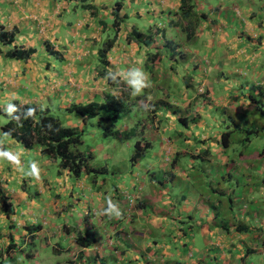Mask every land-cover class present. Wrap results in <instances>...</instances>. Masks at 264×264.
I'll return each mask as SVG.
<instances>
[{"label": "crops", "instance_id": "1", "mask_svg": "<svg viewBox=\"0 0 264 264\" xmlns=\"http://www.w3.org/2000/svg\"><path fill=\"white\" fill-rule=\"evenodd\" d=\"M193 2L200 21L194 36L186 39L183 29L186 30L187 22L178 13L180 0H0V21L7 30H16L14 43L36 50L26 61L6 57L3 53L0 54V99L6 103H11L15 99L21 105L31 104L41 109L50 110L49 105L53 104L52 100L55 98L59 101V108L66 107L71 103H82L79 98L84 94L94 98L96 87L89 86L94 83L95 85L100 83L110 88L112 85L98 74L101 65L98 50L104 40L113 36V32H115L112 21L115 15L114 11L118 9L119 14L125 15V19L116 34L123 32V35L116 37L115 44L107 55L108 70H127L128 67H132L136 63L140 66L142 64L145 68L148 64V67L154 69L157 67L156 62L160 64L159 68H161L163 62L172 69L160 72L159 69H156L159 78L162 75L174 78L179 66L175 57L182 54L179 56L184 59V64L180 68H184V70L180 78L184 82L183 89L185 91L179 97L186 102L184 101L182 105L175 103L179 105L176 119L181 115L192 122L188 123L187 127H183L190 131V135H185L182 132V135L178 136L182 137V144H178L174 138L165 137L163 134L159 135L157 131L163 125V116L168 118L170 115L167 113H171L170 111L160 113L158 121H154V125L152 123L143 125L140 136L143 141L149 142L144 151L145 153L148 150L144 157L147 168L145 173H141L142 186H145V191L143 192L142 189L139 192L136 204L132 207L129 204L130 198H128L122 217L116 219L105 215L97 218L99 216L97 214H95L96 217H89V213H93L94 207L102 209L106 207V201L102 204L100 199L108 192L106 189L100 193L90 190L93 206L88 212H84L85 216L79 214L77 220L82 229L78 230L71 229L66 224H60L61 219L58 217H61L65 209L74 210L73 205L61 198V194L65 190L61 180L58 182L59 188L56 187L54 192L55 201L49 199L44 201L45 197L50 196L46 195V191L50 189L48 184L41 179L35 180V182L29 178L26 180L25 176L16 172L7 161H0V179L3 187L4 180H7L17 188L14 192L17 195L14 204L12 205L11 198L7 199L9 203L8 215L3 212V207L0 204V236L3 243L8 245L10 237H12L14 244L12 247L15 248L16 236L14 234H25L23 239L29 238L30 245L35 250L29 258L31 260L34 258L36 264H135L139 257H145L142 264H159L161 254L167 257L174 255L167 251L170 248L176 249L173 245L170 247L166 245V237L153 235L154 230L155 232L159 229L163 231L164 228L157 219V215H160L156 214L158 209L151 208L148 202L151 200L159 202L163 198L157 194L158 190L154 185L156 178L153 176L148 179V175L152 176V173L161 171L163 176L161 182L172 178V175L174 177L179 175L182 181H186L189 177L184 175L186 174L183 169L184 162L182 163L180 157L182 154L190 153L192 159L196 157L210 158L214 159L216 165L223 163L226 166L233 165L228 168L226 166L216 168L223 170L221 178L224 181L233 178L232 173L237 174L236 168L240 163L229 157L227 152L229 147L225 148L220 143L221 133L224 131H217L216 134L206 132L215 131L212 126L219 125V120L225 121L222 118L224 115L227 116L228 121L233 123L231 127L226 125L230 130L239 124L237 118L231 116L232 112L239 114L240 111L236 108L237 103L234 100L248 96L247 98L251 99V107L247 106L246 110L253 111L258 107L259 101L257 100L264 99V0H193ZM133 27L143 33L153 34L151 42L144 44L140 40H127L126 36L131 33ZM229 30H232L234 35L231 36ZM45 42L62 54L61 59H57L47 52L44 47ZM7 49L8 46H5L3 52ZM116 51L118 53L113 56V52ZM178 52L179 54H177ZM154 54L157 57L151 62L149 58ZM165 55L166 57H163ZM122 67L126 69H121ZM89 72L92 73L89 74ZM146 72H150V70L146 68ZM99 79L102 81H98ZM175 80L179 81V79ZM193 84L194 87H192ZM190 88L193 94L189 91ZM194 88L195 91H193ZM167 89L165 95L170 93V96L177 99L176 95L178 94L173 92L174 90L171 92L169 88ZM199 89L204 92H200ZM108 92L105 91L102 96ZM217 98L222 101L213 103L211 99ZM198 99H202L200 102L203 109L200 111L196 109L197 104L199 105ZM4 105L0 104L2 111ZM171 117H175V115H171ZM193 119L194 121H192ZM3 124L0 125L2 134L4 133L1 130ZM171 127L173 126L168 128ZM149 129L154 132H152L154 135L150 133ZM194 131H203L201 137L205 136L206 139L200 138V141L196 139L200 143L194 144L192 138ZM155 140L160 141L161 146L158 151H152V144ZM250 142L249 140L248 143ZM184 144L187 146L193 144L195 149L188 151ZM4 147L13 152H20L22 154L21 162L25 165L24 156L30 149L23 147L11 137H8ZM34 150L37 156L42 155L39 147H34ZM148 154L157 156V160L150 162ZM35 161L38 160L35 159ZM246 167L250 169L251 165L246 164ZM212 169L215 167L205 170V174L208 176L207 180L212 178L208 174ZM142 171V167H140V172ZM214 176L220 182L219 173ZM77 179L76 183L75 180L73 181L75 185H79L83 189L88 187L87 183L82 182V177ZM146 179L148 180L145 185ZM128 184L131 186L132 182ZM67 185L71 184L67 183ZM116 185L126 192L127 189L120 182ZM26 186L37 187L39 191L35 194L40 201L32 199ZM148 186L150 189H146ZM184 186L187 188L185 184ZM45 187L47 188L45 189ZM208 188L214 192L218 191L209 183ZM4 192L7 194V189H4ZM189 198L184 194H181L180 197L175 196L172 199L176 203L169 207L177 209L180 214L188 213L191 209L188 205ZM212 202L219 206L225 205L221 198L204 199V201L193 200L191 203L196 205L199 217L205 218L207 221L200 229V231L207 232L203 234V237L208 238L207 242L212 241L220 246L225 244L224 238L229 237L231 245L236 246L233 243L246 236L244 231L247 227L236 226L235 223H232L228 226L227 232L219 230L217 225L209 227L215 217L211 206ZM40 205L43 206V210ZM15 209L24 212L25 216L20 220L19 226H16L19 222L15 219L12 220L14 215L11 212ZM162 212L164 213L163 210ZM87 224H91L93 228L87 229ZM35 225H39V228H36ZM241 226L246 229L238 231L237 228H242ZM90 231L93 233L90 234ZM87 233L90 235L86 236ZM252 233L253 231H251ZM94 235L97 236L93 237ZM79 236H82L85 242H89L90 246L77 244L76 239ZM51 238L53 243L50 247L52 248L51 253L55 256L51 260L53 263L50 261V257H48V261L39 258V251L49 243ZM94 238H100V240L92 245ZM160 238L163 239L162 242L166 249L163 248L164 245L161 244ZM59 239L61 241L58 243ZM176 253L180 255L179 251ZM21 256L23 257V253H20L19 257L21 258ZM261 260L264 261V259Z\"/></svg>", "mask_w": 264, "mask_h": 264}, {"label": "rangeland", "instance_id": "2", "mask_svg": "<svg viewBox=\"0 0 264 264\" xmlns=\"http://www.w3.org/2000/svg\"><path fill=\"white\" fill-rule=\"evenodd\" d=\"M229 34L232 36L234 35V32L232 30H229ZM122 35L123 32L117 34V36L119 37H121ZM117 53V51L113 52V56H115ZM163 57H166V55ZM175 58L178 60L179 66L177 67L175 73L176 75L174 76V78L166 77L165 75H162L161 78H159L156 69H159V72L168 71L169 68L171 71L172 69L166 63L162 62L161 68H159L160 64L154 61L156 62L155 65L157 67L152 69V71L150 72H146V68L143 67L142 64L141 66L138 63L133 64L132 67L142 68L145 73H148V77L150 80V87L145 88L143 94L140 96L133 97L130 94H127V91H125V89H117L114 86H111L109 88L106 85L103 86V84L100 83H96V85L95 83L93 85H89L96 87L94 98H90L88 94H84L79 98L80 102L82 103L88 102L89 100L99 101L101 99L100 96H102V93H104L105 91H109L108 93L117 96H127V102L123 101V106H126L127 110L129 109V111L124 115V112L120 113L113 119V121L110 122L113 124V126L111 127L113 128V132L110 135H104L105 126L98 123L99 116L83 119L75 113L66 114L62 108H59V101H57L56 98L52 100L54 102L52 105H49L50 113L58 117L64 125L75 127L78 131L82 132V143L73 149L84 154H87L89 152L92 153L93 158L89 161V166L98 171L95 172V174L93 172L89 173L88 175L84 174L81 176L83 181L81 179L80 180L87 183L88 185L86 189H83L79 185H75L73 183L74 180L76 183L78 179L71 176V174L67 170H61L62 173L60 172L58 158L54 159L45 155L37 156L34 148L30 149L28 153H26V155L24 156L25 168H27L28 161L35 159L38 160L36 162L42 170L41 180L50 186V189L46 191V195L50 196H48V198L45 197L44 201H47L48 199L50 201H55L54 192L56 187L59 188V180H61L62 186L65 188V190L61 194V198L63 200L65 199L68 203L73 205L74 210L69 208L65 209V212L61 215V217H58L59 219H61L60 224H66L71 229H82L77 218H79V214H83L85 216L84 212H88V210H90L93 206L92 197H90V194L92 193H90V190L98 193L104 192L105 189L108 190V192L103 195V197H101V203L104 204L106 198L111 197L113 202L119 205L122 213H124L127 205L126 201L128 198H130L129 204L131 205V207L136 204V198H138L137 195L139 194V192L142 189L143 192L145 191V186H142L143 180L141 173H145L147 168V163L144 162V157L146 156V153H148V150L144 154H142L141 158L138 159L134 164H131L130 158L134 153L136 141L141 138L140 134L143 130V125H149L151 123L154 125V121H158V116H160V113L164 111L171 112H165L170 116L168 118H166V116H163V125L161 128H159V130L157 129L159 135L163 134L165 137L174 138L177 140L178 144H182V137H178L179 135H182V132L185 135H190V131H188L187 128V130L183 129V125L180 124L179 121H177V112L173 111V107H169V104L178 107L179 105H176L175 103H180L182 105L185 101L184 99L179 97L185 91L183 89L184 82L180 78V76L182 75L181 73L184 70V68H180L184 64V59H181L179 55H177ZM129 68L131 67H128L127 69ZM121 69L126 68L122 67ZM90 73L92 72H89V74ZM150 76H154V79H151ZM175 79H179V81H176ZM98 81L102 80L99 79ZM192 87H194V84ZM167 88H169L171 92L174 90L173 92H176L178 94L176 95L177 99H174L172 96H170V93H168V95H165V91L168 90ZM195 88L193 91H195ZM201 89H203V87H201ZM201 89H199L200 92L202 91ZM189 91L191 92V94H193L191 88L189 89ZM202 92H204V90ZM247 97L245 96V98L241 97L238 100H234L237 103L236 108L240 111L239 114L232 112L231 116L237 118V120L241 125H243V127L248 129L252 127H259L261 131L257 134L252 135L247 134L246 131L241 132L238 129L232 132L231 137L229 138L230 147L228 148L227 152L229 157L236 159L240 163L236 168L237 174H235L234 172L232 173L233 178L225 181L221 178V173H223V170H217L216 168H219V166L225 167L226 165L224 163L221 165H216L214 159L210 158L202 159L201 157H196L192 159L190 153L182 154V156L180 155L182 163L184 162L183 169L186 173L184 175H188L189 177V179H187L186 181H182L179 175H177L176 177H170L167 180H163L161 182V180L163 179L161 171H157L156 173H152V171H150V173H152L153 175H148V179H151V177L153 176L156 178V180L154 181V185L158 190L157 194L158 196L163 198V200H160L159 202H156L154 200L148 202L151 205V208L158 209L156 210V214L160 215H157V219H159L158 222L160 223L162 228H164L163 231L159 229L155 232L154 230L153 235L157 234V236L166 237V245H168V247L173 245L174 249H176H167V251L172 253V255L174 253L173 256L167 257L166 255L161 254L158 261L159 264H264V261L261 260L264 259V252L262 253L264 249V99L259 98L257 100L259 101V108L248 112L246 110V107H251V99ZM201 100L198 99L199 105L197 104L198 107L196 108L199 111L203 109V106L200 102ZM211 100L215 104L222 101L218 98ZM154 101H162L163 103L162 105H160L161 103H159V105L161 106L160 109H158L156 113L152 114L153 116L150 115V117L152 116L150 118L149 114L152 112H150L149 108L151 107V103ZM130 102H133L132 106L128 105V103ZM164 102H167L168 106L163 105ZM0 104L6 105L8 103L0 99ZM145 104L148 105L147 110H145V108L143 107V105ZM162 106H164L165 109ZM100 115H102V112L100 113ZM171 115H175V117H171ZM222 118L223 120L225 119V121L222 120L223 122H221L219 120V125L212 126L215 131H208L206 133L216 134L217 131H229L230 128H227L226 125L228 124L231 127L233 123L227 120L226 115L222 116ZM6 120V116L4 114H0V125L5 123ZM174 123L175 125H173ZM188 123L192 122L188 120ZM170 126L173 127L168 128ZM149 131L151 134L154 133L151 129H149ZM202 133L203 131L193 132L192 138L194 144H197L201 140L200 138L206 139L205 136L201 137ZM0 135H2V133H0ZM246 135L250 136V143L244 141ZM196 139L199 141L197 142ZM185 145L186 144H184V147H186L188 151L190 149H195V146L193 144L189 146ZM152 146V151H158L159 147L161 146L160 141L155 140ZM147 157L150 162H155V160H157V156H154L153 154H148ZM186 164L190 168H188ZM246 164L248 166L251 165V168L248 169L246 167ZM231 166L233 165L229 164L228 166H226V168ZM140 167H142V172H140ZM209 167H215V169L209 170L208 174L212 178L207 180L208 176L205 174V170ZM217 173H219L220 175V182H218V179H216V177L214 176L215 174L217 175ZM25 178L26 180L29 178L30 180L35 182V180L31 177L25 176ZM148 179L145 180V185ZM24 182L26 181L24 180ZM119 182L127 189L126 192L122 190L123 188L116 185ZM131 182L132 184L130 186V184L128 183ZM67 183H70L71 185L68 186ZM208 183L211 185V187L218 189V191H211L208 188ZM184 184L187 186V188L184 186ZM26 187L27 191L30 192V196H32V199L35 198L37 201H40L39 197H37L35 194L39 191L37 190V187ZM46 188L47 187H45V189ZM3 189H7V194L5 195L7 196V199L11 198V203L13 205L14 201H16L17 199V195L14 194V192L17 190L16 186L12 185L10 182H7V180H4ZM146 189H150V187L148 186ZM181 194L190 197L188 205L191 207V209L188 213L185 214H180L177 209H171V207H169L176 203L172 198L175 196L180 197ZM216 198L223 199L225 205L222 204L213 209L215 217L209 227L217 225V228L219 230H224V232H227L229 229L228 226L232 223H235L236 226H246L247 229L244 231V234H246V236L244 238H240L239 241L235 240V243L233 244H235L236 246L231 245L229 237L224 238L226 242L223 246L215 244L212 241L207 242L208 238L203 237V234L207 232L200 231L201 227L206 224L207 221L205 220V218L199 217L196 205L191 203L193 202V200L204 201V199L213 200ZM42 208L43 206L41 207V209ZM97 208V206L94 207L92 209L93 213H89L90 218L96 217L95 214H97L99 210H102L101 207H99L98 209ZM151 208L149 209L151 210ZM162 210L164 211V213L162 212ZM23 213L24 212H20L17 209L11 212V214L14 215L12 217V220L15 219V221L19 222L16 226H19V224H21L20 220H22V218L24 219L25 216ZM214 213L212 212L213 216ZM6 215H8V212ZM86 217L88 216L86 215ZM100 217L101 215H99L97 218ZM86 226L87 229L93 228L91 224H87ZM251 227H253L252 230ZM251 231H253L254 234H251ZM91 233L93 232L90 231V234ZM90 234L87 233L86 236ZM98 235H100V233H98ZM14 236H16V247L11 251L10 258L12 257V259L5 258L6 253L4 249L7 245L1 241L0 236V263L36 264V260L34 258L32 260L30 258H25L27 254H32L33 252H35L33 246L30 245L31 241L29 240V238H25L24 240L23 238L25 234H14ZM96 236L97 235H94L93 237ZM75 238L76 235L74 236V239ZM94 239L95 240H92L94 241L92 245L98 243L100 240V238ZM60 241L61 239L58 240V243ZM162 241L163 239L160 238L161 244L164 245ZM52 245L53 243L51 238L49 240V243L46 246L44 245L39 251L40 259L48 261V257H50L51 261L55 257L54 254L51 253L52 248L50 247ZM38 248L40 249V247ZM163 248L166 249L165 245L163 246ZM251 250L253 252H251ZM178 251L180 252V255L176 253ZM18 253L19 255L20 253H23V257L21 256L20 258ZM143 259H145V257H139L136 262L138 264H142ZM133 262H135V260H133Z\"/></svg>", "mask_w": 264, "mask_h": 264}, {"label": "trees", "instance_id": "3", "mask_svg": "<svg viewBox=\"0 0 264 264\" xmlns=\"http://www.w3.org/2000/svg\"><path fill=\"white\" fill-rule=\"evenodd\" d=\"M178 13L180 17L187 22L186 30L183 29L186 39H190L194 36V32L198 26L200 18L197 17V13L195 10V4L193 0H180V6L178 9ZM114 17L112 21V25L115 26V32H113V36L108 37L104 40L101 48L98 50V56L101 60V65L98 71V74L101 77H104L108 84L116 87L117 89H125L127 94H130L131 89L125 84L123 81L118 83H113L111 80L107 79V72L109 62L107 60V55L116 41V31H118L120 24L125 19V15L119 14V10L115 9ZM16 30H7L4 24L0 21V54L3 53L6 57L13 59H21L28 60L31 58L32 54L36 51L34 48H24L21 45H16L15 42V34ZM153 38V34L151 33H143L140 30H137L133 27L131 33H128L126 36L127 40H140L141 43L149 44ZM8 46V49L3 52V48ZM47 52L55 58L62 57V54L56 51L48 42L44 44ZM174 53V52H173ZM175 54V53H174ZM179 54V52L177 53ZM182 55V54H179ZM156 54L154 56H150L149 60L152 62L156 58ZM146 68L150 71L152 68L146 65ZM151 79H154V76H150ZM127 96H117L110 93H105L100 101H89L85 103H71L62 109L66 114L75 113L78 116L84 118H94L99 116L98 123L103 124L105 126L104 135H110L113 132V126L111 121L115 117H117L120 113H127L126 106H123V101H126ZM11 103L15 104L19 109V112L16 113L19 116V119H12L6 115L1 109L0 114H4L6 116V122L1 126L2 132H10L11 135L9 137L15 139L18 143H20L23 147L27 149H32L34 147H39L40 153L50 158H58L59 159V168L60 170H67L71 176L75 178H79L82 175L89 173L95 174L98 172L94 168L89 166V161L93 158L92 153H81L80 151L74 150L73 148L77 147L82 143V132L78 131L75 127L64 125L61 120L52 115L48 109H41L31 104H19L17 100H12ZM161 102L154 101L151 103V107L149 108L150 115L156 113L158 109H160ZM133 102L128 103V105L132 106ZM163 105H167V102H164ZM164 109L165 107L162 106ZM169 107H173V111L177 112L176 109H179L177 106H173L169 104ZM28 108H34L36 110L35 117H29L27 119L24 118V112ZM259 108V107H257ZM102 112V115L100 113ZM251 112V111H248ZM153 116V115H152ZM151 116V117H152ZM150 117V118H151ZM152 120V119H150ZM242 120V119H240ZM177 121L183 125V127H187L188 119L185 116H178ZM194 121V119L192 120ZM239 130L241 132L246 131L247 134H257L261 131L259 127L245 128L240 123L235 125V128L229 130L227 132H223L221 134L220 143L223 147H230L229 138L231 134L235 130ZM250 136L244 138V141L249 142ZM149 142L138 139L135 143V150L132 154L130 161L131 164H134L138 159L141 158L142 154H144L145 149L148 147ZM174 177V175H172ZM0 204L3 207V212L7 214L9 203L7 201V196L4 193L3 186L0 179ZM211 206L217 208L219 205L215 203H211ZM36 228H39V225H35ZM242 227V226H241ZM246 227H238V231L245 230ZM77 243L79 245H88L89 242H85L82 236L77 237ZM84 240V241H83ZM9 245L4 249L5 253H9L14 244L12 242V237H10ZM264 246V243H263ZM251 252H253L251 250ZM264 252V249H263ZM2 264V263H0Z\"/></svg>", "mask_w": 264, "mask_h": 264}, {"label": "clouds", "instance_id": "4", "mask_svg": "<svg viewBox=\"0 0 264 264\" xmlns=\"http://www.w3.org/2000/svg\"><path fill=\"white\" fill-rule=\"evenodd\" d=\"M107 79L111 80L113 83H118L120 81L126 83L128 87L131 89L130 95L133 97L142 95L144 89L150 87V80L148 74L145 73L142 70V68L139 67H131L127 70H120V69L109 70L107 72ZM143 107L145 108V110L148 109L147 104L143 105ZM3 111L6 113L8 117L17 120L19 119V116L16 115V113L19 112V109L15 104L8 103L4 105ZM35 112L36 110L34 108H28L23 114L24 118L25 119L29 117L34 118ZM10 135H11L10 132H4L2 135H0V161H7L10 165L14 167V170L18 172L21 176L31 177L34 180L39 181L41 179V169L35 160L28 161L27 168H25V166L21 162L22 154L20 152L10 151L4 147ZM97 215H105L109 218L119 219L122 217V211L119 205L113 202L111 197H108L106 198V207H104L102 210L97 212ZM88 246H90V244L86 245V247ZM12 250L13 248L10 250L8 254L6 253L5 258L12 259V257L10 258V254ZM30 255L31 254L29 253L25 257L29 258Z\"/></svg>", "mask_w": 264, "mask_h": 264}]
</instances>
